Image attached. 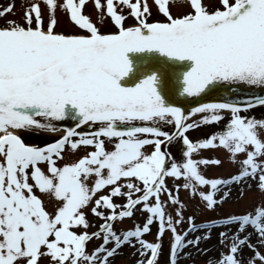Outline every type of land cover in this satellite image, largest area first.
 <instances>
[{"label": "snow or ice", "instance_id": "obj_1", "mask_svg": "<svg viewBox=\"0 0 264 264\" xmlns=\"http://www.w3.org/2000/svg\"><path fill=\"white\" fill-rule=\"evenodd\" d=\"M86 2L32 0L22 21L0 26V264H112L125 246L139 253L136 264H160L169 232L166 264H180L191 256L186 249L211 251L200 245L216 228L227 251L207 264H264V200L198 223L180 197L184 190L197 207L216 211L234 187L264 193V118L243 114L264 107V96L210 100L186 112L161 91L202 99L234 86L264 88V0H94L97 21ZM153 5L163 19H150ZM14 7L0 9V18ZM58 10L78 32L57 31ZM129 18L135 23L126 25ZM106 23L115 30L102 32ZM146 50L191 62L178 88L167 67L121 82L132 71L127 54ZM66 117L76 124L64 135L42 146L26 142L25 135L57 131ZM226 117L204 139L187 135ZM176 140L184 146L179 159L162 148ZM82 148L84 155L60 163ZM216 149L235 173L206 174L224 164L201 155ZM89 212L102 221L91 232ZM137 212L142 223L117 226Z\"/></svg>", "mask_w": 264, "mask_h": 264}, {"label": "rangeland", "instance_id": "obj_2", "mask_svg": "<svg viewBox=\"0 0 264 264\" xmlns=\"http://www.w3.org/2000/svg\"><path fill=\"white\" fill-rule=\"evenodd\" d=\"M32 2V0H0V9L3 7H7L8 4H14V11L11 13L6 14V16L0 18V26H3L8 19H16L19 21H22L23 13L27 5ZM102 3L106 5V0H101ZM150 4L153 3V0H148ZM43 6V5H42ZM85 13L90 16V18L93 21H97L99 12L95 7L94 0H87L86 2V8L84 9ZM126 11V10H125ZM173 13L175 15L179 14V11L177 8L173 7L172 9ZM153 16L150 18L151 20H159L163 19L162 16L155 15V6L153 5ZM57 16L59 18V26L57 28V31H64V32H78L79 29L76 28L67 18V15L61 11H57ZM135 21L131 18H129L126 21V25L133 24ZM111 27V24L106 23L104 27L101 28L102 32L107 31H114ZM264 109H257L255 111H252L249 115L254 116L256 118H259L263 116ZM263 118V117H261ZM195 119H199L195 118ZM227 122V117L225 118V121H222L219 124H212V125H201L199 128H195L192 130H189L187 135L190 139H192L194 142L199 139H204L207 134L210 133L211 129H214L215 127L221 125L222 123ZM59 135H43L39 133H31L28 135H25V140L27 143L30 144H36V145H43L48 142H52L56 138H58ZM110 147V146H109ZM85 154V150L82 148L80 151L76 152L75 154L72 153H65V160L60 161V163L64 162H70L78 159L80 156ZM201 155L203 157H219L224 161V164L220 168H209L207 169L206 174L208 176H228L232 173H235L237 168L231 164L228 160V154L223 149H216L214 151L210 150H202ZM171 183V181H169ZM246 187V186H245ZM241 189L240 187H234L232 190V194L230 199L224 203L222 206L218 207L216 211H208L206 209H202L200 207H197L198 201L196 200H190L189 195L184 190H181L180 197L182 200H184L188 204V209L185 212V216L194 214L197 217V221H205L207 219L212 218H219L223 217L229 213H241L246 210H250L253 208V206L259 204L262 200H264V193L259 192L255 187ZM241 191H243V195H241ZM166 198V197H165ZM122 202L121 200H117V203ZM48 209L51 211L53 204L48 203L47 204ZM88 218L92 221L93 227L89 229V231H95L96 225H99L102 221L99 218L94 217L90 212L88 213ZM144 221V215L137 212L134 219H125L122 224L118 222L117 226L121 230H126L128 228L133 227L134 222L136 223H142ZM186 223L182 226V229H185ZM222 229L216 228L212 231V236L210 240H207L205 242H202L200 245L201 249H211V251L207 252L206 254L202 251H197L194 248L186 249V251L191 252V256L184 258L182 257L180 260V264H207V261L210 258H216L220 255V252L227 251L226 248H222V246L219 243V236L218 233ZM155 233H156V226H152V234L146 235V239L149 241L155 240ZM168 234V235H167ZM167 235V236H166ZM170 237L171 233H166L163 238V253L159 257L160 264H166V261L169 256V246H170ZM256 241V237L253 236V242ZM98 243V241H93L88 245L89 249L93 247V244ZM262 252H264V248L260 249ZM252 255V252L250 249H245V259H247L248 256ZM138 259H141L139 256V253L136 251V249L125 246L122 249H120L119 253L116 255L114 260L112 261V264H136V261Z\"/></svg>", "mask_w": 264, "mask_h": 264}, {"label": "water", "instance_id": "obj_3", "mask_svg": "<svg viewBox=\"0 0 264 264\" xmlns=\"http://www.w3.org/2000/svg\"><path fill=\"white\" fill-rule=\"evenodd\" d=\"M132 62V71L128 77L122 80V83L132 84L139 80V78L147 74L151 70L167 67L168 70L173 72L176 76L175 87H179V76L182 71L187 70L191 66L190 61H177L170 60L166 56H162L158 51H143V52H129L127 54ZM162 94L170 99V102H175L177 106L182 107L184 110L195 107L198 103L209 102L210 100H221L244 96H264V88L248 86L235 87L233 89H221L218 92L212 93L210 97L193 98L181 97L178 94L174 97L168 96L164 89H161Z\"/></svg>", "mask_w": 264, "mask_h": 264}, {"label": "bare ground", "instance_id": "obj_4", "mask_svg": "<svg viewBox=\"0 0 264 264\" xmlns=\"http://www.w3.org/2000/svg\"><path fill=\"white\" fill-rule=\"evenodd\" d=\"M198 117V116H197ZM197 117H193V118H197ZM56 123H62V122H56ZM60 133V129H57V131L52 132V133H45V134H59Z\"/></svg>", "mask_w": 264, "mask_h": 264}]
</instances>
